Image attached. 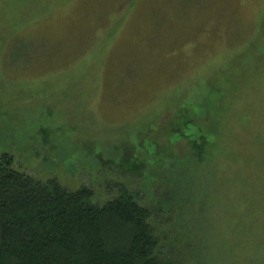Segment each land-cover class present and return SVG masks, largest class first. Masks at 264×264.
<instances>
[{"label": "rangeland", "instance_id": "rangeland-1", "mask_svg": "<svg viewBox=\"0 0 264 264\" xmlns=\"http://www.w3.org/2000/svg\"><path fill=\"white\" fill-rule=\"evenodd\" d=\"M8 150L69 187L110 166L177 192L185 264H264V0H0Z\"/></svg>", "mask_w": 264, "mask_h": 264}, {"label": "trees", "instance_id": "trees-1", "mask_svg": "<svg viewBox=\"0 0 264 264\" xmlns=\"http://www.w3.org/2000/svg\"><path fill=\"white\" fill-rule=\"evenodd\" d=\"M22 168L16 150L0 151V264H185V251L167 252L179 239L165 235L185 204L177 192L151 203L110 166L100 188Z\"/></svg>", "mask_w": 264, "mask_h": 264}]
</instances>
